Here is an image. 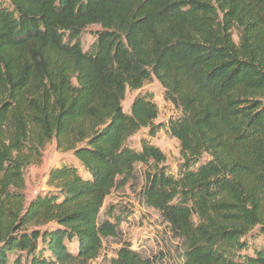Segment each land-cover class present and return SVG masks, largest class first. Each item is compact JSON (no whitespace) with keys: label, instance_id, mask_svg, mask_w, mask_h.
Masks as SVG:
<instances>
[{"label":"trees","instance_id":"16d2710c","mask_svg":"<svg viewBox=\"0 0 264 264\" xmlns=\"http://www.w3.org/2000/svg\"><path fill=\"white\" fill-rule=\"evenodd\" d=\"M155 80L179 111L159 123L142 91ZM142 129L179 141L176 172L150 139L131 145ZM52 141L75 162L28 199L25 170ZM139 163L181 264H264V0L0 3V264L101 257L133 214L106 200ZM106 264L149 261L124 239Z\"/></svg>","mask_w":264,"mask_h":264},{"label":"rangeland","instance_id":"374dc122","mask_svg":"<svg viewBox=\"0 0 264 264\" xmlns=\"http://www.w3.org/2000/svg\"><path fill=\"white\" fill-rule=\"evenodd\" d=\"M0 3H8V0H0ZM98 28L92 26L82 38L84 49H88L94 41L93 31ZM154 93L160 114L156 123L168 120L171 116L179 113L178 109L164 99V89L158 81H153L143 90ZM139 91H127L123 107L126 112ZM147 138L155 145L159 146L166 154L165 165L172 172L177 171L181 161L179 141L167 134L164 130L157 133L155 137L148 136V129H142L131 138V145L135 148L141 147V139ZM75 158L72 152L59 150L55 141L50 142L44 149L43 159L39 165L26 168L28 199L38 192L48 190L47 180L52 168L65 163H74ZM147 166L144 164L136 165V172L133 179L125 187L116 189L107 198L106 206L110 204L127 206L133 213L129 219L121 224V236L119 238L105 239L101 257L94 260L91 264H106V259L116 253L124 239H129L133 248L140 251L149 261V264H181L182 246L178 239H175L169 232L167 224L164 222L160 213L154 208L145 205L142 198V188L145 183V171ZM258 246L264 248V237L258 240Z\"/></svg>","mask_w":264,"mask_h":264}]
</instances>
